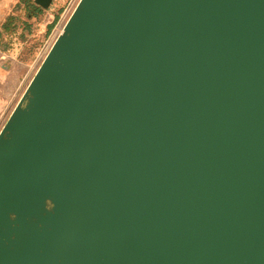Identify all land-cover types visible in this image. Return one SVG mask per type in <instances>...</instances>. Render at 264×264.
<instances>
[{"label":"water","instance_id":"95a60500","mask_svg":"<svg viewBox=\"0 0 264 264\" xmlns=\"http://www.w3.org/2000/svg\"><path fill=\"white\" fill-rule=\"evenodd\" d=\"M64 30L0 129V264H264V0Z\"/></svg>","mask_w":264,"mask_h":264},{"label":"rangeland","instance_id":"374dc122","mask_svg":"<svg viewBox=\"0 0 264 264\" xmlns=\"http://www.w3.org/2000/svg\"><path fill=\"white\" fill-rule=\"evenodd\" d=\"M76 2L52 0L47 8L34 0L0 3V23L9 14L13 28L11 36L0 39L8 49L4 59L0 56V129L49 51L56 29Z\"/></svg>","mask_w":264,"mask_h":264},{"label":"crops","instance_id":"0c3cea01","mask_svg":"<svg viewBox=\"0 0 264 264\" xmlns=\"http://www.w3.org/2000/svg\"><path fill=\"white\" fill-rule=\"evenodd\" d=\"M8 1L9 0H0V3H2L3 5H6V4H8ZM13 1H15V0H13ZM16 1H18V2H21L22 0H16ZM25 1V0H24ZM35 3V2H34ZM10 17V18H9ZM8 21H10L9 23H8ZM11 21H12V17L9 15V14H6V17L3 19V21L0 23V39H2V37H3V39H6V37H9V36H11V32H12V30H13V28H12V25H11ZM8 23V24H6V28H3V24L4 23ZM6 52H8V49H6V46L4 45V44H2L1 43V40H0V56L4 59L5 58V56H6ZM3 62L5 63V61H2L1 62V64L2 65H4L3 64ZM36 72V71H35ZM32 78V77H31ZM30 78V79H31ZM30 81V80H29ZM28 81V82H29ZM28 84V83H27Z\"/></svg>","mask_w":264,"mask_h":264},{"label":"bare ground","instance_id":"6f19581e","mask_svg":"<svg viewBox=\"0 0 264 264\" xmlns=\"http://www.w3.org/2000/svg\"><path fill=\"white\" fill-rule=\"evenodd\" d=\"M79 1H80V0H77V2L75 3V5L72 7L71 11L66 15V17H65V19H64V21H63V23H61V24L58 26V28L56 29L55 34H54V37H53V40H52V42L50 43V45L48 46V50H50V48L52 47L53 43L55 42V39H56L58 36H60V35H62V34L64 33V31H65V30H64V29H65V25H66V23H67L69 17L71 16V14H72L73 11L75 10V8H76L77 4L79 3ZM47 53H48V52H47ZM45 56H46V55H45ZM45 56H44V57H45Z\"/></svg>","mask_w":264,"mask_h":264},{"label":"trees","instance_id":"16d2710c","mask_svg":"<svg viewBox=\"0 0 264 264\" xmlns=\"http://www.w3.org/2000/svg\"><path fill=\"white\" fill-rule=\"evenodd\" d=\"M9 18H10V17H9ZM9 22H10V21H8V23H9ZM8 23L5 22V23L3 24V28H6L5 26H6V24H8ZM50 27H51V26H50Z\"/></svg>","mask_w":264,"mask_h":264}]
</instances>
